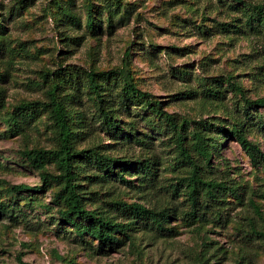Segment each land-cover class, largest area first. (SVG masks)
I'll list each match as a JSON object with an SVG mask.
<instances>
[{
	"label": "rangeland",
	"instance_id": "obj_1",
	"mask_svg": "<svg viewBox=\"0 0 264 264\" xmlns=\"http://www.w3.org/2000/svg\"><path fill=\"white\" fill-rule=\"evenodd\" d=\"M222 1L33 0L23 6L20 0H0L4 30L0 32V90L5 100L0 111V203L15 210L12 219L0 216V264H19L18 258L28 264H203V259L206 264H264V168H253L231 137L221 141L205 176L226 181L235 194L223 191L221 219L198 220L186 217L190 203L182 180L188 168L163 130L154 131L132 117L136 135L152 137L147 149L124 146L93 125L84 129L87 136L77 149L99 145L112 157H150L156 170L153 183L127 172L129 185L115 180L85 186L97 194L96 204H87L86 209L120 201L155 212L165 210L169 216L164 224L170 230L167 235L135 225L129 231L133 244L125 241L105 254L95 252V240L79 239L60 220L53 202L57 188L37 195L9 192L12 186L40 184L39 172L29 166L24 152L54 149L55 135L45 114L16 136L6 132V119L22 102H46L44 93L58 81L53 73L60 68L77 73L123 70L139 91L152 95L169 114L190 121L214 120L225 129H230L235 117L242 120L235 106L239 97L231 92L211 101L199 94L191 96L203 89L198 78L232 76L246 98H264V35L242 28L240 9ZM243 1L264 4V0ZM110 4L120 5V14L107 28L108 13L101 6ZM88 7L96 18L92 31L85 28ZM124 11L125 19L119 22ZM222 24L241 30L223 32ZM174 70L187 71L188 76L179 77ZM73 107L89 122L93 108L85 95ZM249 112L254 120L257 115L264 117V109ZM131 120L121 118L123 123ZM254 120L246 122L247 139L264 153V129ZM47 171L57 172L54 165H48ZM113 216L118 222L124 220Z\"/></svg>",
	"mask_w": 264,
	"mask_h": 264
},
{
	"label": "trees",
	"instance_id": "obj_2",
	"mask_svg": "<svg viewBox=\"0 0 264 264\" xmlns=\"http://www.w3.org/2000/svg\"><path fill=\"white\" fill-rule=\"evenodd\" d=\"M32 1L20 0V3L27 6ZM229 2L231 6L236 4L234 8L240 9L244 20L242 28L256 35H264V4L253 5L243 0ZM101 7L108 13L106 23L107 28H110L113 26V20L120 14V5L110 4ZM126 13L124 11V16L119 17V22L124 21ZM95 23V15L91 7H88L86 30H94ZM232 28L241 30L231 24L221 25L223 32H229ZM2 31L4 30L0 23V32ZM125 55H128V51ZM53 74L58 77V81L52 82L44 93L46 102H22L14 107L6 119L8 126L6 132L10 136H16L23 133L36 118L45 114L55 135L54 149L48 151L33 149L24 152L29 166L39 172L40 184L12 186L9 192L37 195L46 193L52 187L57 188L53 194V202L59 207L57 212L60 220L70 226L79 239L95 240L97 242L95 252L99 254L115 250L125 241L133 244L129 231L135 225L167 235L170 230L164 224L169 216L165 210L155 212L135 203L127 204L120 201L107 202L105 208L86 209L87 204H96L97 194L85 186L102 185L115 180L129 185L130 181L124 177L127 172H134L140 179L153 183L156 170L153 169L154 160L150 157L136 160L112 157L99 145L77 149L76 145L87 136V131L83 133L84 129L93 125L124 146L136 144L147 149L152 137L144 133L138 137L132 117L146 123L154 131L163 130L177 149L180 161L188 168L187 177L182 182L190 203V211L186 213V217L191 219H221L223 191L228 190L235 194V189L226 181H216L205 176L211 168V157L219 154L221 141L225 138H234L253 168H264V153L257 144L247 139L246 127L248 120H254L249 110L264 109V98L255 101L246 98L243 88L232 76L198 78L203 89L200 93H189L191 96L199 94L207 101L222 99L227 92L239 97L236 100V112L243 119L235 117L230 129H225L214 120L190 121L179 115L167 113L161 108V102L155 101L149 93L139 91L123 70L77 73L60 68ZM174 74L179 77L188 76V72L184 70H174ZM82 94L93 108L89 122L84 114L75 111L73 107L74 103L81 102ZM4 106V94L0 90V111ZM122 116L131 121L123 123ZM256 123L264 129L263 116L257 115L253 124ZM48 165L55 166L56 174L47 171ZM82 182L88 184L83 185ZM236 199H239L238 195ZM249 203L253 204L251 200ZM14 211L12 206L0 203V216L12 219ZM115 214L124 218L123 222H118L113 216ZM202 262L206 264L207 260L203 259ZM18 263L28 264L19 258Z\"/></svg>",
	"mask_w": 264,
	"mask_h": 264
}]
</instances>
